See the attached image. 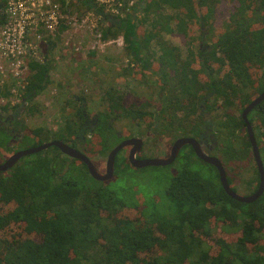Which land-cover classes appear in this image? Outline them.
Listing matches in <instances>:
<instances>
[{
  "label": "trees",
  "instance_id": "trees-1",
  "mask_svg": "<svg viewBox=\"0 0 264 264\" xmlns=\"http://www.w3.org/2000/svg\"><path fill=\"white\" fill-rule=\"evenodd\" d=\"M83 2L101 21L108 23L105 37L124 35L127 53L145 71L150 66V40L157 38L159 60L164 67H173V79L189 94L192 108H197L201 100L198 91L204 87L193 88L184 66L177 67L178 51L167 49L161 41L165 34L193 36L189 33L194 31V23L207 22L199 18L195 8L206 7L208 14L215 16V7L228 0H141L125 18L112 17L92 2ZM229 2L234 7L231 15L235 27L220 42L223 59L240 64V73L245 75L242 77L251 74L252 95L240 98L246 104L264 90V75L258 77L253 67L249 73L244 65L247 62L264 65V0ZM166 7L173 13L162 12ZM153 11L156 19L147 31L142 25ZM89 63L92 66V61ZM31 67L34 72L23 94L25 101H34L52 82L51 63L33 61ZM166 74L161 80L166 79ZM223 80L225 87L212 83V79L207 87H215L217 96L225 100L227 121L219 122L223 131L221 160L229 183L236 190L227 166L233 161L254 160V155L248 134H242L246 131L245 123L229 112L234 93L228 79ZM5 94L0 91V98ZM75 98L79 99L72 97L68 104L75 107ZM103 99L107 108L97 114L95 127L83 132L85 110L77 107L60 133H54L55 138L72 145L80 142L81 146L89 141L105 155L115 146L110 143L112 137L124 135L114 130V120L139 122L144 131L158 126L168 129L165 121L168 115L176 118L179 128L184 124L176 115L180 98L175 93H163L160 105L154 110L149 108V101L126 105L125 93L114 87L105 91ZM29 109L33 114L38 111L36 105ZM250 121L264 163V100L253 109ZM171 127V133L182 130L176 125ZM39 131L46 135L53 133ZM133 133L138 135L140 131ZM81 135L89 139L84 141ZM49 152L47 148L26 156L10 171H0V264H264V193L254 202L238 201L227 194L221 182L204 177L186 165L170 175L165 197L157 195L166 201L159 203L150 196L137 198L139 188L129 182L130 176L125 178L128 183H113L121 168H134L128 157L121 155L122 151L116 157L115 175L107 181L94 179L81 160L69 158L61 150ZM191 155L195 156L194 152L185 153V157ZM259 183L256 167L246 184L254 188V193Z\"/></svg>",
  "mask_w": 264,
  "mask_h": 264
},
{
  "label": "flooded vegetation",
  "instance_id": "flooded-vegetation-1",
  "mask_svg": "<svg viewBox=\"0 0 264 264\" xmlns=\"http://www.w3.org/2000/svg\"><path fill=\"white\" fill-rule=\"evenodd\" d=\"M228 6H216L214 13L216 15L212 16L208 14L207 8L198 6L195 8L197 11L199 18L201 20H206L207 22H202L201 24H197L199 28L198 35L186 37L184 39H178L179 42H175V38L173 37H164L161 42L164 43L167 49L175 48L177 50L175 56L179 58L178 68H184L188 72L189 78L192 80L191 84L193 88H200L203 86V89L198 91L201 96V100L196 105L197 108L193 109L190 104L189 94L185 89H182L180 83L176 82L174 77V69L171 66L164 67L163 63L159 60L160 58V47L159 40L157 38L150 40V66L148 71L154 75V84L157 88L155 95L158 100V106L161 103V98L163 93L171 94L175 93L177 97H179V108L176 110V115L178 119H182L183 123L182 128H179L176 124V118L172 115H168V118L165 120L168 123V129L164 127L153 128L152 134L155 137L161 138L165 140L163 142L162 147L154 146L153 152H150V155H147L146 151V137H139V135H134L132 133L129 137L125 138H141L144 140L143 147L139 153H137V158H155V157H168L171 154L172 148L176 141L180 138H193L198 143L203 152L209 156H215L218 158H222V153L220 150V138L223 134L222 126L219 125V122L222 119V122L227 121V116L225 115V100L222 97H218L214 88H208L207 85L211 82L218 83L222 87H225V77L228 79L229 85L231 87V91L234 93V98L232 99V104L229 105L230 114H234L237 118H240L245 123V130L243 131L247 133L246 121L243 118L244 109L264 90L260 93H257L255 97L249 103L242 104L241 97H245L246 95L251 96L253 92V86L251 83V74L247 77H242L240 73L241 67L240 64L235 62H231V60L224 57V51L222 50V40L220 42V38H224L225 34L228 35L232 33V29L235 27L234 21L232 19V13L234 11V7H231L228 0ZM213 13V14H214ZM247 14H250V10H247ZM212 16V17H211ZM213 18V21L209 22V19ZM220 19L219 22H214V19ZM174 24V23H173ZM225 30H227L225 32ZM178 34V33H176ZM190 35V33H189ZM127 42L125 41V47L123 48L124 53L127 51ZM174 50V49H173ZM178 53V54H177ZM131 57V56H130ZM132 58V57H131ZM127 59V64L125 67L134 68L136 66V62L138 65V61L132 59ZM133 60L134 62H132ZM156 62V63H153ZM155 65V66H154ZM239 65V66H237ZM245 67L248 68L249 73L251 72L252 67L253 70L259 73L258 77L264 75V65L259 67L257 63L252 64L251 62H247L244 64ZM142 67V66H141ZM239 67V68H238ZM143 68V67H142ZM260 68V69H259ZM144 70V68H143ZM166 72L167 77L165 80H161L164 72ZM238 96V97H235ZM37 100V96L35 98ZM264 100V99H263ZM262 100V101H263ZM31 105H36L35 101H23L22 103L11 106L8 104L1 103L0 101V163H5L12 155L15 153L26 150L28 148H22L16 150L15 146L22 141L26 140L28 134L37 133L38 129H42L41 127H31V119L27 117L29 114L33 113L29 109ZM37 106V105H36ZM257 106H255L256 108ZM38 108V107H37ZM254 108V109H255ZM197 110V111H195ZM253 109L248 114V119L250 120V115ZM38 112V111H37ZM36 113V112H35ZM34 113V114H35ZM213 114V115H212ZM208 115H211V119L208 118ZM97 116V115H96ZM217 117V118H213ZM96 118V117H94ZM213 118V119H212ZM97 121L94 119V122L91 123L89 115L84 112V129L85 132L88 128L92 126H96ZM178 127V132L171 133V126ZM215 126V128H214ZM157 127V126H156ZM165 129V130H164ZM173 130V129H172ZM248 134V133H247ZM83 140L86 141V138L81 135ZM123 140V141H124ZM74 148L79 149L80 151L85 152L84 146L85 143L81 146L80 142H77L76 146H73L71 143H68ZM134 145H128L124 147L122 150H127L126 156L129 157L131 150ZM194 152L195 156L196 151L192 144H185L181 147L176 159L168 165L169 166L175 163V161L181 156L182 153ZM38 153V152H37ZM35 154V153H34ZM32 154L26 155L30 156ZM22 156L17 162H20L24 157ZM198 157V156H197ZM75 159V158H74ZM223 163V162H222ZM15 164V165H16ZM96 164V163H95ZM14 165V166H15ZM14 166L6 171H10ZM96 166L102 172L106 171L105 168H100L97 164ZM257 166V164H256ZM134 167V166H133ZM147 167H161V166H147ZM137 168V167H134ZM258 168V167H257Z\"/></svg>",
  "mask_w": 264,
  "mask_h": 264
},
{
  "label": "rangeland",
  "instance_id": "rangeland-1",
  "mask_svg": "<svg viewBox=\"0 0 264 264\" xmlns=\"http://www.w3.org/2000/svg\"><path fill=\"white\" fill-rule=\"evenodd\" d=\"M229 5L232 7L231 3ZM221 6H228V3H222ZM162 12L173 13V10L166 7L163 8ZM146 18L147 22L142 25V28L149 31L153 20L156 19V13L154 11L148 13ZM216 21L219 22L220 19L215 18L214 22ZM197 24L198 23H194L193 26L195 28L194 31L190 32V35H198L199 28L197 27ZM102 25L104 28V25L106 24L103 23ZM121 34L122 33L119 35ZM165 37H173L175 38V42L178 43V39H184L189 36L175 33L165 34ZM57 54L61 55V59L60 63L57 62L52 64L54 68L50 73L52 80L49 85L50 87L48 86L45 92L41 93L37 100H34L38 107V112L30 116L29 114L27 115L30 119L32 118L31 127H41L43 130H48L53 133H49V135H46L42 131L30 133L26 140L15 146L16 150L33 148L51 142L52 140H56L54 133H60V129L64 127L66 119L76 113L77 107L84 108L85 112L90 117L91 123H93L95 119L94 117L107 108L103 95L109 87H114L125 93L124 103L126 105H140L144 101H149L151 105L149 108L151 110L156 109L158 106V100L155 96L158 95V93H156L157 88L154 84V75L149 71L143 70L137 62L135 63L136 66L134 68L125 67L128 62L127 59L131 58L127 51L124 53V50L118 49L117 46H109L104 52L94 53V56L91 59H75L73 61H67L64 57L66 56V53H63L62 48H59ZM90 61H92V66H90ZM131 61L134 62L133 60ZM84 65H86V67H84ZM61 83L63 84V87L60 86ZM51 85L57 87V92H52ZM72 97H79V99L75 98V107L68 104V100H72ZM208 118L211 119V115H208ZM138 123L139 122L131 121L129 119L114 120V130L123 132L124 135L123 138L120 135H114L110 141L112 146L121 143L127 138L125 136L126 134L130 136L135 130L140 131L138 134L139 137H146L145 148L148 152L147 155H150L149 153L153 152L155 145L158 147L163 146L165 140L155 137L150 130L144 131V126L141 127ZM88 137L89 136H87L86 139H89ZM1 141L2 140H0V142ZM95 147V144L89 141L85 142L84 149L86 155L100 168L104 169L108 154L114 147L105 155L99 153ZM49 150L51 152L48 154H53L55 151L60 152V150L58 151L52 146L49 147ZM126 154L127 150H122L121 155L126 156ZM65 156L67 155L65 154ZM77 165L82 167L80 163H77ZM186 165L199 172L202 176L211 177L213 180L220 182V176H218L219 172L216 167H212L209 163L203 161L197 156L191 155L185 157V153H182L175 163L169 166L143 167L137 169L124 166L116 173L117 175L114 178L113 183L115 185H123L127 182L125 178L130 176L131 179L129 182L137 184V189L139 188L137 195H135L137 198L150 196L152 199L156 200L158 199V193H160L161 196H164L165 186L169 182L170 175ZM256 167L255 159L252 160L250 158L243 162L236 163L233 161L227 166L228 173L233 177L234 186H236L235 191L238 194L243 196H249L252 194L254 188L252 186L249 187L246 183ZM161 196L158 199L159 203L166 201L165 198L160 199Z\"/></svg>",
  "mask_w": 264,
  "mask_h": 264
},
{
  "label": "built area",
  "instance_id": "built-area-1",
  "mask_svg": "<svg viewBox=\"0 0 264 264\" xmlns=\"http://www.w3.org/2000/svg\"><path fill=\"white\" fill-rule=\"evenodd\" d=\"M88 1L112 17L125 18L141 0ZM107 26L83 0H0V91L6 93L1 103H22L34 72L31 62L60 63L59 48L67 61L87 60L109 46L122 50L124 35L105 37Z\"/></svg>",
  "mask_w": 264,
  "mask_h": 264
},
{
  "label": "water",
  "instance_id": "water-1",
  "mask_svg": "<svg viewBox=\"0 0 264 264\" xmlns=\"http://www.w3.org/2000/svg\"><path fill=\"white\" fill-rule=\"evenodd\" d=\"M264 99V92L259 95L255 100H253L243 111V118L246 121L247 126V133L248 138L252 146V152L254 155L255 162L258 167V171L260 174V183L257 190L250 194L249 196H243L238 194L230 185L228 180V175L226 169L222 163V160L215 156H209L203 152L199 143L193 138H180L174 144L171 154L168 157H155V158H137V153H139L143 147L144 140L141 138H130L122 141L118 145H116L108 154L107 161H106V171L102 172L98 169L96 164L82 151L77 148L72 147L68 143L64 142L63 140L56 139L52 140L51 142L39 145L37 147L28 148L26 150H21L14 155H12L5 163H0V171H6L10 169L12 166L16 164V162L22 157L29 154H34L45 150L51 146L58 147L64 154L81 160L87 166V169L90 175L99 181H107L113 178L115 175V163L117 154L120 152L121 149L124 147L133 144L134 147L129 154V162L132 166L137 168H143L147 166H165L171 164L177 157L181 147L187 143L192 144L196 155L202 159L203 161L215 166L218 169L220 182L224 188V190L229 194L231 197L238 201L242 202H254L257 200L263 193H264V163L261 157L260 149L258 147L257 139L255 136L254 128L251 121L248 119L249 112L255 108L259 103L262 102Z\"/></svg>",
  "mask_w": 264,
  "mask_h": 264
},
{
  "label": "crops",
  "instance_id": "crops-1",
  "mask_svg": "<svg viewBox=\"0 0 264 264\" xmlns=\"http://www.w3.org/2000/svg\"><path fill=\"white\" fill-rule=\"evenodd\" d=\"M90 58H91V56H90ZM90 58H89V59H90Z\"/></svg>",
  "mask_w": 264,
  "mask_h": 264
}]
</instances>
